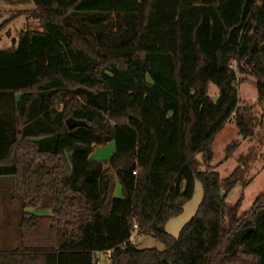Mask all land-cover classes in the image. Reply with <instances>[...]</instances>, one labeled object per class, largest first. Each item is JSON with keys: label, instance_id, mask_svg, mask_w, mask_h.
<instances>
[{"label": "trees", "instance_id": "trees-1", "mask_svg": "<svg viewBox=\"0 0 264 264\" xmlns=\"http://www.w3.org/2000/svg\"><path fill=\"white\" fill-rule=\"evenodd\" d=\"M32 1L20 14L43 30L0 49V176L14 177L22 207H48L44 195L54 207L23 211L21 244L0 264H98L99 253L110 264H264V190L239 213L242 196H226L247 185L246 169L222 178L196 158L212 159L228 119L246 137L260 124L238 74L256 78L263 104L264 0ZM112 140L108 159L91 158ZM196 180L202 198L174 236L166 223ZM134 227L164 248L137 247Z\"/></svg>", "mask_w": 264, "mask_h": 264}, {"label": "rangeland", "instance_id": "rangeland-1", "mask_svg": "<svg viewBox=\"0 0 264 264\" xmlns=\"http://www.w3.org/2000/svg\"><path fill=\"white\" fill-rule=\"evenodd\" d=\"M34 3L32 0H0V49L12 46V39L18 38L20 32L27 28L32 30H43L42 24L21 13L23 10L32 9ZM236 68V63L232 62ZM238 93L239 98L253 105V111L258 120L259 126L252 136H243L233 119H228L225 124L215 134L212 142V159L204 163L202 153L196 155L199 161V168L214 169L220 176L226 177L236 166H242L246 169V186L237 184L226 196V202L234 204L242 196L239 213L248 210L256 196L264 190V103L257 102L256 78L252 75L238 74ZM208 94L212 99L218 96V87L210 82L208 85ZM233 142L238 145L227 156V146ZM115 150L114 141L96 146L91 152V158L98 160L108 159ZM112 179L117 187L112 186V195L120 196L121 188L116 178L114 170L110 171ZM184 182H182V188ZM202 185L196 180L194 193L192 197L184 204L182 213L172 217L166 223V230L177 236L182 225L195 213L197 206L202 198ZM23 199L15 191L13 176H0V251L15 249L21 244L20 221L23 211H29L36 214L50 213L54 207L47 195H44L42 204L49 207H22ZM132 241L137 247H155L163 249L164 244L156 237L149 234L138 233L134 227L131 236ZM101 264H110L109 258L101 253L99 255Z\"/></svg>", "mask_w": 264, "mask_h": 264}, {"label": "water", "instance_id": "water-1", "mask_svg": "<svg viewBox=\"0 0 264 264\" xmlns=\"http://www.w3.org/2000/svg\"><path fill=\"white\" fill-rule=\"evenodd\" d=\"M65 123L66 125L69 127V128H72V127H75V126H84V125H87V122L85 120H82V119H76L74 117H68L66 120H65Z\"/></svg>", "mask_w": 264, "mask_h": 264}, {"label": "crops", "instance_id": "crops-1", "mask_svg": "<svg viewBox=\"0 0 264 264\" xmlns=\"http://www.w3.org/2000/svg\"><path fill=\"white\" fill-rule=\"evenodd\" d=\"M1 49H2V48H1ZM112 176H113V175H112ZM112 176H111V177H112ZM112 181H114V180L112 179ZM113 186H114V187H115V189H116L117 185H116V183H115V182L113 183ZM48 207H49V206H48ZM100 254H101V253H99V255H100Z\"/></svg>", "mask_w": 264, "mask_h": 264}, {"label": "built area", "instance_id": "built-area-1", "mask_svg": "<svg viewBox=\"0 0 264 264\" xmlns=\"http://www.w3.org/2000/svg\"><path fill=\"white\" fill-rule=\"evenodd\" d=\"M98 264H101L100 261H98Z\"/></svg>", "mask_w": 264, "mask_h": 264}]
</instances>
